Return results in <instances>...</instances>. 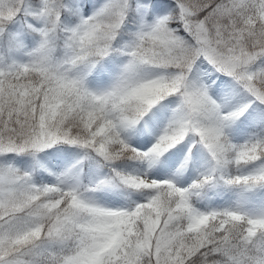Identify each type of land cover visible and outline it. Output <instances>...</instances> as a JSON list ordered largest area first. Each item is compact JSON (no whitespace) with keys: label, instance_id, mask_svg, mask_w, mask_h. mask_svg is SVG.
<instances>
[{"label":"snow or ice","instance_id":"obj_1","mask_svg":"<svg viewBox=\"0 0 264 264\" xmlns=\"http://www.w3.org/2000/svg\"><path fill=\"white\" fill-rule=\"evenodd\" d=\"M0 264H264V0H0Z\"/></svg>","mask_w":264,"mask_h":264}]
</instances>
